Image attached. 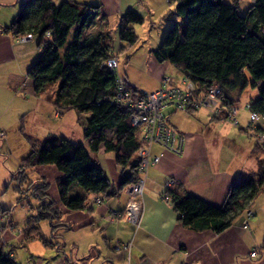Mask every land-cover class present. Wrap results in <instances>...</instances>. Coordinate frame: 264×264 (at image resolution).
<instances>
[{
    "label": "trees",
    "instance_id": "trees-1",
    "mask_svg": "<svg viewBox=\"0 0 264 264\" xmlns=\"http://www.w3.org/2000/svg\"><path fill=\"white\" fill-rule=\"evenodd\" d=\"M250 1L245 14L240 15L238 0H168L172 5L169 15L174 19L150 53L158 63L173 65L199 90L218 85L227 104H235L232 92L254 88L257 96L249 101L248 109L264 119V0ZM19 11L1 32L16 38L28 33L33 36L38 53L26 70L33 89L39 93L54 85L50 98L57 108L74 109L78 115L87 113L82 129L86 146L54 134L41 141L25 135L30 151L20 160L18 189L28 180L27 170L32 167L51 165L60 173L55 181L57 201L48 195L44 178L32 185V194L40 203L37 213L27 219L28 223L46 219L53 231L64 226L59 222L62 210L57 203L69 211L85 207L84 195H68L70 186H78L87 193H110L106 175L92 163L88 151L96 153L102 148L104 152H113L121 174L118 186L123 189L137 177L136 150L142 141L138 131L129 125L130 111L113 102L115 76L102 63L116 57L124 47L114 50L104 44L102 33L82 37L91 20L103 15L100 5L71 0L57 5L53 0H25ZM119 18L118 39L127 46L133 45L137 36L132 26L142 23L143 17L129 9ZM129 91L133 98L143 92L132 85ZM107 129L112 131V139L104 135ZM260 191H264L263 158L257 161L255 172L239 177L229 186L220 206L208 204L193 194L180 196L169 189L165 195L184 227L218 233L229 227ZM5 211L0 209V217L7 219ZM7 226L0 223V231ZM0 264H17L9 255L2 254L1 241Z\"/></svg>",
    "mask_w": 264,
    "mask_h": 264
},
{
    "label": "crops",
    "instance_id": "crops-1",
    "mask_svg": "<svg viewBox=\"0 0 264 264\" xmlns=\"http://www.w3.org/2000/svg\"><path fill=\"white\" fill-rule=\"evenodd\" d=\"M60 1L53 0L56 5ZM71 1L77 2L78 0ZM95 2L100 5L101 9L103 7L107 16L113 18L118 24L119 17L129 9L144 10L146 16L153 15L158 19L164 17L166 5H169L168 0H96ZM169 11L170 8L167 11L168 14ZM94 19L101 20L99 15ZM159 36L155 40L156 45L160 40ZM14 38L16 37L0 32V61L23 57V53L18 52L16 48L33 42L31 40L25 43H14ZM129 46L131 45L122 46L124 47L122 50H126ZM14 49L17 50L15 54H13ZM26 49L29 51V48ZM36 49L37 53L38 48ZM151 49L153 48H149V53ZM149 61L156 72V84L153 87L147 89L138 87L134 80L128 76L124 77L138 90L151 93L161 86L163 77L168 76L174 82H179L183 77L173 65L172 67L167 66L170 64L166 62L158 63L153 57ZM169 69H171L168 73L170 76L165 74ZM174 73L180 76H173ZM19 87L25 89L26 92L23 93L25 98L20 99L22 106L15 110L16 116L22 118L15 122L21 121L24 131L29 130L34 124L31 120L34 116L40 123H45L47 119L63 128V120L68 113L83 129L85 124H80V122L87 113L78 115L74 109L57 108L52 99L47 97V88L39 93L35 92L30 78L27 81L22 80ZM1 90L3 88L0 86V96ZM255 91L257 96V90ZM15 92L16 96L13 98L10 96L9 100L18 98L17 90ZM235 95L237 93L232 92L230 96L236 105ZM175 112L177 111L169 108L164 115L169 125L185 136L184 151L182 155L175 156L153 145L151 151L159 156V160L146 172L141 195L142 214L139 226L135 227L124 219L114 218L116 214L124 210L127 196L118 186L121 174L120 168L114 162L113 152H104L100 148L95 155V164L103 170L109 181V195L87 193L72 185L74 193L85 196V207L82 210L69 211L64 210L57 203L62 210L59 222L64 226L56 227L53 231L51 230V233H57L61 241L44 244L45 241L41 240L44 247L54 250V254L48 251L34 253L26 264H264V191L257 193L245 211L234 218L229 227L218 233L209 229L197 230L184 227L169 198L163 199L166 190L169 189L180 196L193 194L208 204L220 206L229 186L235 180L256 171L257 161L262 157L254 146L253 138L242 130L248 121L245 109L241 107L237 110L239 128H232V125L212 119L204 113L198 116L194 126L182 127L174 120ZM1 115L2 112H0ZM257 123L262 125L263 128L261 126L260 128L264 135V119L259 118ZM105 131L106 138L112 139V133L110 136ZM31 172L35 180L44 178L48 184H55L60 176L55 166H35L27 170V178L30 182ZM166 182H170V185L167 186ZM53 190L50 194L51 199L57 201V188ZM96 198H101V202L96 203ZM247 209H250L254 216L249 219V226L243 229L241 222L245 218ZM257 211H261L262 214H257ZM0 220L8 224V228L0 231V241L3 246L9 243L16 234L11 231L13 235H5L11 224L12 226L14 224L1 217ZM24 231L21 234L20 245L30 240L27 238L30 234ZM118 242L131 243L127 253L115 248ZM252 250H256L255 257H249V252ZM8 255L11 257L10 254Z\"/></svg>",
    "mask_w": 264,
    "mask_h": 264
},
{
    "label": "rangeland",
    "instance_id": "rangeland-1",
    "mask_svg": "<svg viewBox=\"0 0 264 264\" xmlns=\"http://www.w3.org/2000/svg\"><path fill=\"white\" fill-rule=\"evenodd\" d=\"M79 1L90 4H98L95 2L96 0H78L77 2ZM238 1L239 6L237 12L240 15H244L251 1ZM24 2L25 0H0V32L2 28L8 26L13 18L20 12L19 10L21 9ZM169 8L171 9L172 6L167 4L165 9L166 12L163 15L164 17H160L158 19L153 15L146 16V12H144V10H137L141 17H143L142 23L133 25V30L137 36V41L133 45L127 47L126 50H121L116 56L117 63H119V73L124 77L128 76L134 80L138 87L147 89L153 87L156 84V72H154V69L150 65L149 61V59H152L149 53V48H155L160 44L161 37L169 28L168 26L170 24V20L174 19L173 15H169L167 13ZM100 14H103L102 16L99 15L101 20H96L93 18L84 29L82 37L102 33L105 35L103 43L112 46L114 50L116 48L118 49L120 46L126 45L125 41H120L118 39V22L114 21L113 18L108 17L103 7L100 11ZM71 32L67 37V41L70 40ZM7 35L11 36L10 34ZM157 36H159L160 40L156 45L155 40L157 39ZM14 39L15 40L13 42L16 43V38ZM26 48H29V51H26ZM36 48L37 47L34 42L25 43V45L16 48L18 52L23 53V57H16L15 59L10 58L8 60L0 61V86L3 88V90H1L0 96V112H2V115L0 116V133L3 135V137H0V209H5L6 216H8L7 219L6 217L2 219L10 220L14 224V226L11 224L9 227L10 229L7 230L8 232L5 235H13V233L17 235V237L16 235H13L14 238H12L9 243L2 246V254L6 256L10 254L18 264H26V262L30 261V259L33 257L32 255H34V253H45L48 251L54 254V250L49 247H44V245L41 243V240L47 242L61 241V238L59 235H57V233H51L49 222L46 219L40 220L36 223H28L27 221L29 217H33L37 213L36 208L40 201L37 200V198L32 194V185L34 186L39 184L41 179L38 178L35 180L32 177L31 172L30 178L32 179L30 180L32 182L30 183L28 178V180L24 181L20 186V189L17 187V178L19 177V175L17 176V172L19 169L18 167L20 160L30 151V145L28 144L25 135L31 136L38 141H41L46 136L52 134L62 137L67 136L66 138L73 142L75 141L82 143L84 146L87 145L83 137V131L81 127L77 124V122L75 123V118L73 120L69 113L64 117L63 128L54 121H47L46 118L48 116L45 117V123H40L38 120H36V116H34L31 119L34 124L27 131H24V126L22 125L21 121L18 123L15 122V120L17 121L22 118L16 116L15 110H17V107L22 106L20 99L25 98L23 93L26 92L25 89L19 87V83H21L22 80H28V78H26V70L29 68L30 63H32V61H34L37 57L38 52L36 53ZM16 49H14L13 54L17 52ZM170 71L171 69L166 70L165 74L170 76V74H168ZM175 75L176 74L174 73L173 76ZM176 76L178 77L180 75L177 74ZM46 88V95L48 98H50L55 88L53 85H49ZM16 90L18 92V98L9 100L10 96H12V98L13 96H16ZM255 92V89L250 87L244 88L240 93L236 92L237 95L234 96L236 97V107L239 109L244 107L247 103H249L250 100L256 97ZM169 108L171 107L163 108L162 113L165 114L166 110ZM203 113L204 112L201 110H196L192 113L175 112L176 117L174 120H176L182 127H191L196 124V119H198V116L202 115ZM245 113H247L246 110ZM209 117L212 118L211 116ZM81 123L85 124V120L83 118H81L80 124ZM105 133L111 136L112 131L107 129ZM88 153L91 156L92 163L95 164V155L97 153L90 151H88ZM95 165L97 166V164ZM74 187H77L82 191L80 187ZM54 188L56 189L55 184H48L47 193L50 198V194L53 193ZM73 191L74 190L72 186H70L68 195H76V193ZM261 196L262 195H260V197ZM256 213L262 214L261 211H257ZM256 216L257 215H255V217ZM2 222L3 220H0V223ZM23 230H25L24 233L30 234L31 238H29V241L24 242L23 245H20L19 243L22 240L21 234Z\"/></svg>",
    "mask_w": 264,
    "mask_h": 264
},
{
    "label": "built area",
    "instance_id": "built-area-1",
    "mask_svg": "<svg viewBox=\"0 0 264 264\" xmlns=\"http://www.w3.org/2000/svg\"><path fill=\"white\" fill-rule=\"evenodd\" d=\"M31 40H33V36L30 33L16 38L18 43ZM102 63L115 76L116 92L113 102L130 111L129 125L138 131L142 141V146L136 150L137 177L123 187L127 201L122 213H118L114 217L124 219L129 224L138 227L141 221V195L146 172L150 166H154L159 160V156L151 151L153 145L176 156L182 155L186 142L185 136L169 125L167 117L162 113L163 108L171 107L173 110L182 113L201 110L218 121L221 120L239 128L238 108L235 104L225 102L218 85L212 84L207 86L205 90H199L196 84L185 76L180 78L179 82H174L172 78L165 76L161 79V86L158 89L151 91V93L142 92L140 97L133 98L129 91L131 84L119 73V63H117L116 57H110ZM243 108L248 113V121L243 129L253 138L254 146L264 160V135L260 128L262 125L257 123L259 117L256 113L249 111L248 104ZM0 137H3L2 133H0ZM166 184L169 186L170 182H166ZM166 198H168L167 195H164L163 199L166 200ZM101 200V198H96L95 202L99 203ZM253 216L254 213L247 209L245 218L241 222L243 229L249 226L248 221ZM130 244V242H118L115 248L127 253ZM256 254V250H252L249 252V257H255Z\"/></svg>",
    "mask_w": 264,
    "mask_h": 264
}]
</instances>
